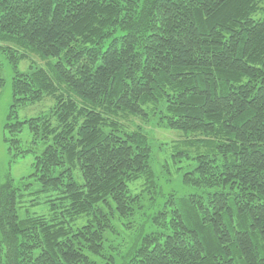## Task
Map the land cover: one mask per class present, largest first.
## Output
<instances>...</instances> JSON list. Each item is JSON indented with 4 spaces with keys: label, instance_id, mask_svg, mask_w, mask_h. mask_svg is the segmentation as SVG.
<instances>
[{
    "label": "trees",
    "instance_id": "1",
    "mask_svg": "<svg viewBox=\"0 0 264 264\" xmlns=\"http://www.w3.org/2000/svg\"><path fill=\"white\" fill-rule=\"evenodd\" d=\"M0 62L5 139L40 145L0 185V264H264V0H0Z\"/></svg>",
    "mask_w": 264,
    "mask_h": 264
},
{
    "label": "rangeland",
    "instance_id": "2",
    "mask_svg": "<svg viewBox=\"0 0 264 264\" xmlns=\"http://www.w3.org/2000/svg\"><path fill=\"white\" fill-rule=\"evenodd\" d=\"M2 60L4 59L1 58V62ZM29 62L28 60L22 61L19 64L18 68L23 71L24 68H27L26 66ZM5 65L4 67L3 65H0V74L5 78V81L2 84H0V185L5 180V178L12 179L13 183L17 184L21 182L22 180H24L25 177L29 176L33 169L32 167L33 154L31 151L34 150L35 148L38 150L40 146L38 143L34 148V145L30 146V144L32 145L31 141H28L29 148L28 149L26 148V151H28V153H25V148H22L23 145L18 146L20 148L16 149L11 145L9 141L7 143V138L5 139V137L7 136H5L6 129L4 126H5L6 121L8 120V113L11 109L10 108L11 97L9 93L11 92V88L7 80L8 75H6V72L8 68L10 70V73L12 72L10 65L6 66V68H5ZM53 104H54L53 99L51 97L45 96L41 98L39 101H36L34 103L27 104L26 106H23V107H20L19 106L20 104H19V105H16L17 108L13 106L12 109L17 112V115L20 118L22 117L31 118L37 115H41L43 113H48L49 109L53 106ZM130 120H133L134 122H137V123L140 122V125L146 131H150L155 138L156 145L163 143V144H168L169 146L171 145V147H173V141L174 142L178 141V139L180 140L181 138L180 134L175 131H171L168 129H161L159 127H155L154 125L152 126V124H149V123L142 124L140 120L134 119L133 117H129L128 121L130 122ZM24 136L25 138L28 137L30 140L31 136H27V134H24ZM167 148L164 149L165 152L155 151V159L159 163L155 161L154 170L157 174V177H158V174L160 175L161 180L158 178L159 182L162 183V187L167 192H169L170 190H173V188L181 192H191L192 189L181 184L180 181L176 179H172L170 181L171 183H176V184H170V185L166 184L167 177L166 175L162 173L164 169L162 168V163L168 157L169 151ZM47 194L48 193L46 192L39 191L38 193V191H36V193L35 194L33 193L32 195H30V197L26 195L25 199L28 205L30 206L29 211L31 213L35 212L37 214H43V216L45 217L48 216L49 214L48 209L50 207L49 206L50 202H48L49 198H47ZM30 199L33 202V206H31V202H28ZM79 220H80L79 223H82L84 221L83 218H80ZM79 223L74 222L73 227L74 228L78 227ZM0 238H1V234H0ZM111 244L116 245L117 242L114 240L112 241ZM124 246L125 245H121L120 248L123 249Z\"/></svg>",
    "mask_w": 264,
    "mask_h": 264
}]
</instances>
